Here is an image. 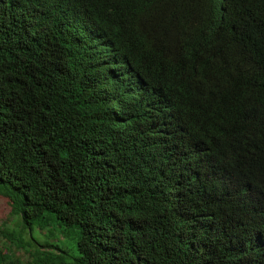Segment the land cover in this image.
I'll use <instances>...</instances> for the list:
<instances>
[{"label": "trees", "instance_id": "1", "mask_svg": "<svg viewBox=\"0 0 264 264\" xmlns=\"http://www.w3.org/2000/svg\"><path fill=\"white\" fill-rule=\"evenodd\" d=\"M96 11L105 39L82 53L75 20ZM163 106L226 183L188 219L160 182L168 146L141 144ZM121 119L120 154L151 170L115 168ZM1 198L0 264H264V0H0Z\"/></svg>", "mask_w": 264, "mask_h": 264}, {"label": "clouds", "instance_id": "2", "mask_svg": "<svg viewBox=\"0 0 264 264\" xmlns=\"http://www.w3.org/2000/svg\"><path fill=\"white\" fill-rule=\"evenodd\" d=\"M80 25L81 14L76 18L74 24L75 31L81 44V52L84 53L82 49H90L91 51H94L97 47L98 39L104 38L98 28L97 11L90 19L89 23L82 29L80 28ZM116 57L120 58V54L117 53ZM145 72L146 71L139 69L134 64L129 67V76L133 82L142 79ZM100 74L101 73L98 72L97 76ZM74 82L79 88H82L80 82ZM164 109L165 106H163L160 113L150 121L149 124L153 129H145L144 134L141 137V144L145 153L152 154L156 152L157 146L153 150H145L144 146L147 144V139L150 142L157 140V145L164 144L168 146V152L163 155L159 164L161 167L160 182L164 188V196L174 213L181 218L188 219L197 214V204L200 203V196L203 193L210 191L221 194L226 183L220 175L213 173L204 174L201 171L202 154L197 144L187 134L168 124V117L163 114ZM164 127H167L171 131L170 140H167L165 134H163ZM122 128V140L114 139L115 143L112 147L115 152L110 154V156H115L114 165L115 168H117V171L122 174L125 172L130 173L142 167L151 170L139 156L128 151V157L125 159L120 154L123 150H126L121 148L118 144L123 143L127 137L123 120ZM177 147L180 149L173 151ZM152 179L153 178L142 180L141 182L146 184L151 182ZM242 202L244 206L239 212L245 220L250 224L259 220L261 215L259 208L250 200L242 199ZM223 250L227 257H239L247 251L240 242L226 246ZM251 254L255 256L254 253Z\"/></svg>", "mask_w": 264, "mask_h": 264}, {"label": "rangeland", "instance_id": "3", "mask_svg": "<svg viewBox=\"0 0 264 264\" xmlns=\"http://www.w3.org/2000/svg\"><path fill=\"white\" fill-rule=\"evenodd\" d=\"M11 204L9 199L1 198L0 199V249L5 250L6 247H10V244L4 234L5 224L9 219H11ZM13 247V245H12ZM14 251L17 249V247H13ZM17 254L21 256V258L24 259L25 262L32 261L31 258L28 257L27 252L24 249H20L17 251Z\"/></svg>", "mask_w": 264, "mask_h": 264}]
</instances>
